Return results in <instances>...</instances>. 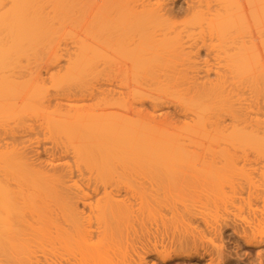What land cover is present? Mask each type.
Listing matches in <instances>:
<instances>
[{"label":"bare ground","instance_id":"bare-ground-1","mask_svg":"<svg viewBox=\"0 0 264 264\" xmlns=\"http://www.w3.org/2000/svg\"><path fill=\"white\" fill-rule=\"evenodd\" d=\"M262 17L264 0H0V264L95 259L93 223L117 236L157 212L169 233L129 263L264 264Z\"/></svg>","mask_w":264,"mask_h":264},{"label":"rangeland","instance_id":"rangeland-1","mask_svg":"<svg viewBox=\"0 0 264 264\" xmlns=\"http://www.w3.org/2000/svg\"><path fill=\"white\" fill-rule=\"evenodd\" d=\"M181 17H182V19H183V17H185V16H181ZM181 17H179V20H180ZM186 18H187V17H186ZM186 18H184V19L186 20ZM182 19H181V21H182ZM177 20H178V19H177ZM179 20H178V21H179ZM262 20H264L263 17H262ZM181 21H179V22H181ZM183 21H184V20H183ZM68 42H69V43H68ZM68 42H67V43H68L69 46H70L71 43H70V41H68ZM68 44H67V48H68V49H69V48H73V47H71L72 44H71L70 47L68 46ZM62 46H63V45H62ZM62 48H63V47H62ZM67 48H66V49H67ZM61 58H63V57H61ZM64 58H66V57L64 56ZM35 59H36V58H35ZM31 60H33V58H32ZM38 60H39V59H38ZM60 60H61V59L59 58L58 61L60 62ZM58 61L55 62L56 65L59 63ZM62 61H63V60H62ZM23 62H24V61H23ZM23 62H22V63H23ZM30 62H32V61H30ZM35 62H36V60H35ZM38 62H39V61H38ZM64 62H65V61H63V63H64ZM25 63H26V62H25ZM29 64H30V66H31V64H33V63H29ZM43 64H44V63H42L41 66H39L40 64L38 65V66H39L38 69H40L39 71L41 72V71H42V70H41V69H42V66H44V68L47 69V71L49 70V73H48V75H49L50 72H51L50 69H53V68H52V64H51V68H50V69H49V68H46L45 65H43ZM61 64H62V62H61ZM56 65L53 64V66H56ZM58 65H60V64H58ZM62 65H64V64H62ZM62 65H61L60 67H63ZM25 66H26V65H25ZM30 66H29V67H30ZM49 66H50V65H48V67H49ZM40 67H41V68H40ZM57 67H59V66H56V67H54V68H57ZM60 67H59V69H60ZM45 69H43V70L45 71ZM59 69H58V70H59ZM54 70H55V69H53L52 71H54ZM44 71H42L41 73L43 74ZM47 71H45V74H43V76H45V75L47 74ZM55 72H56V70H55ZM54 74H55V73H54ZM48 75H47V76H48ZM52 75H53V74H52ZM98 76H99V75H98ZM102 76H103V75H102ZM104 76H105V74H104ZM104 76H103V77H104ZM45 78H47V77L45 76ZM98 78H100V77H97V79H96L97 81L95 80V82H100V81H102L103 83L100 82V83H99V86H98L97 83H94V82H93V83L90 82V84H92L93 86H95V85L97 84V86L100 87L101 90L106 89V88H112V89L115 88V90H116L117 87H121V85L118 86V85H119V84H118V80L121 82V80H120L121 78H117L116 81H111V82H113V84H112V83H108V82H107V81H108V78L106 79V77H104L103 79H102V78L99 79L100 81H98ZM104 79H105V80H104ZM89 80H92V79H88V82H89ZM106 80H107V81H106ZM86 81H87V80H86ZM128 81H129V80H127V83H128ZM88 82H87V83H88ZM104 82H105V83H104ZM106 82H107V83H106ZM109 82H110V81H109ZM129 82H130V81H129ZM94 84H95V85H94ZM106 84H108V85H106ZM111 84H112V85H111ZM116 84H117V86H116ZM101 86H102L103 89L101 88ZM110 86H111V87H110ZM122 86H123V85H122ZM120 89H121V90H120ZM106 90H107V89H106ZM122 90L124 91V87H123V88H122V87L119 88V90L117 89L115 92H117V91H118V92H119V91L121 92ZM125 90H126V89H125ZM123 91H122V94H123ZM126 91H127V94H128V93H131V92H128V91H132V89H130V90L128 89V90H126ZM126 91H124V92H125V95H127V94H126ZM125 95H123V98H124V97H125V98H128L129 94L127 95V97H126ZM131 95H133V92H132V94H130V96H131ZM130 96H129V98H128L129 100H130L131 97H132V96H131V97H130ZM90 101H91V100H90ZM94 102H96V100H95V101L93 100L92 102H89V100H88L87 103H92V104H93ZM99 102H100V101H99ZM82 103H83V102H82ZM84 103H86V100L84 101ZM87 103H86V104H87ZM79 104H80V103H79ZM86 104H84V105H86ZM100 105H103V104H100ZM89 106H90V105H89ZM92 106L94 107V105H92ZM145 106H146V105H145ZM103 107H104V106H103ZM103 107H101V106H100V107H98V106L96 107V106H95L94 108L96 109V108H103ZM91 108H92V107H91ZM145 108L147 109V106H146V107L143 106V109H145ZM92 109H93V108H92ZM95 109H94V110H95ZM104 109H105V107H104ZM106 109H107V108H106ZM114 109H115V108H114ZM114 109H112V110H113V111H116V110H114ZM163 110H164V112H167V111H168L167 114H168L169 116L171 115L173 118L175 117V119H177L178 121L181 120V119H180V114H179V116H178V114L173 110L172 106H170V105H169V106H166L165 109L163 108ZM110 111H111V109H110ZM113 111H112V113H113ZM117 112H118V110H117ZM173 121H174V120H173ZM178 121L175 120V122H178ZM27 122L33 124V126H35V128H36L35 130L38 131V129H37L38 127H36L38 124H37L36 122H34V121H32V122L27 121ZM35 123H36L37 125H36ZM34 124H35V125H34ZM176 124H177V123H176ZM178 125H179V123H178ZM175 126H176V125H175ZM33 130H34V129H33ZM33 130H32V132H33ZM35 130H34V131H35ZM32 132H31V133H32ZM35 133H36V132H35ZM26 134H27V133H26ZM26 134L23 135V138L25 139V140H24V139L22 138L23 141H28V139H29V140L32 139L33 136L31 137V136H30V135H31L30 133H29V136H28V134H27V135H26ZM33 134H34V133H32V135H33ZM25 135H26V137L28 136L29 138L27 137L28 139H26ZM42 137H43V136H42ZM42 137H41V133H40V134H39V133H38V134H35V136L33 137V138H35V139H33V141H34V142L37 141V143L34 144L33 147H32V148H33L32 150H37V153H38V155H39V159H40V161H41V160L43 161V160H45L48 156H50L51 152H52L53 149H54V148H53L52 150L50 149L51 147H53V146H52V143H49V142H51V141H47V140H50V139H45V137H44V139H45V140H44ZM46 138H47V137H46ZM44 141H45V142H44ZM49 144H50V147H49ZM45 145H46V146H45ZM34 146H35V147H34ZM45 148H46V149H45ZM49 150H51V152H50ZM49 152H50V153H49ZM54 152H55V149H54ZM56 152H57V151H56ZM137 181H138V180H137ZM135 190H136V189H135ZM86 192H88V191H86ZM89 192H90V191H89ZM89 192H88V193H89ZM90 194H91V192H90ZM120 194L122 195V194H124V192H120ZM134 194H135V193L133 192V195H134ZM90 196H92V194H91ZM132 197H133V196H132ZM132 197H131V198H132ZM133 198H134V197H133ZM130 200H132V199H130ZM234 206L237 207L238 209H239V207H240V209L243 208L241 205L239 206L238 204H235ZM234 206H233V208H234ZM241 207H242V208H241ZM230 208H231V207H230ZM230 208H228V210H229ZM231 210H232V211H231ZM162 211H164V210H162ZM230 211H231V212H230ZM236 211H237L238 213H237ZM234 212H236V213H234ZM239 212H240V214H239ZM241 212H244V213H241ZM158 213H159V212H157V215H158ZM163 213H164V212H162L161 215H158V216H161V218H159L157 215H156L157 217L155 216V218H154V217L149 218V219H148V218H145L144 220L146 221V219H147V222H148V223H146L145 221H143V223H142V222L140 223L142 226L139 225V223H137V222L134 223L133 228L130 227V228L127 229V231H126V229H125L126 233H125V231L123 232V229H122V231H120V230H119V231H118V230H114V231H116L117 233L119 232V233H118L119 237H118V235L116 236V235H114V234H111V233H115V232H112L113 229H110V230H112V231H111V233H110V232L108 233V236H107V234L105 235V233H107V231L104 232V235L102 234V235L105 236V237L99 236V234H100V232H101V229H100V230H97V229H96V225H95V223H93L92 225H94L95 227H94V226H92L93 228L91 227L92 234H90V235H91V236H89L90 238H86V239H89V240L85 241V242H88V244H86V245H89V246H86V250H85V251L87 252V251L91 250V248H92V250H96L95 253H96L97 251H100V252H98V255H97V256L94 255L95 253H94V254H90V255L96 256L95 259L91 256L92 258L87 257L86 260H85V259L83 260V259L79 256V253H81V251L78 253V250H76V248L74 249V246H75V247L78 246V245H77L78 242H77V244L73 245V249H74L75 251H74V250H70L69 248H71V247H68V248L66 247L67 250H69V252L66 251V250H64V254H65V256H64V255H61V256H63V257L66 259V260L64 259L65 261H67V263L64 261L65 264H72V263H74L75 261H76L75 264H78V260H79V259L85 261V263H83V262L81 261L82 264H91V263H92V264H98V263H99V264H123L122 261H123L126 257H129V254L131 255L132 250L135 248L136 251H137L138 248L142 247V246H141L142 243L144 244V242L147 241V238H148V240H150V236H151V238H152V236L155 237V235H156V236H158V235H162V234H165V232H166V233H169V228H168L167 223H166L165 225H164V224H161V223H163V222H161V219H163V218H162V216H163L162 214H163ZM220 213H221L220 215L222 216V212H220ZM223 213H225L223 216H224V219L226 218L225 220H226L227 222L230 221L232 217H235V218H234L235 220H234L233 218H232V220L236 221V224H238L239 226H242V225H243L242 227L247 226V223H248V217H247V219H245V217L247 216V214H246L247 212H246L244 209L238 211V210H236V208H234V211H233V209L231 208L229 211H225V212H223ZM226 213H228V214H226ZM231 213H232V214H231ZM159 214H160V213H159ZM210 214H212V213L210 212ZM229 214H231V215H229ZM241 214H242V215H241ZM208 215H209V214H208ZM208 215H207V216H208ZM227 215H228L229 218L227 217ZM236 215H237V216H236ZM240 215L242 216V218H241ZM245 215H246V216H245ZM147 216L149 217L150 215H147ZM147 216H146V217H147ZM151 216H154V215H151ZM207 216H205L206 219L209 218V217H207ZM210 217H211V215H210ZM213 217H214V216H213ZM239 217H240V218H239ZM157 218H159V220H158ZM236 218H238V219H236ZM211 219H212V218H211ZM207 220H208V219H207ZM209 220H210V219H209ZM232 220H231V221H232ZM243 220H244V221H243ZM246 220H247V222H245ZM149 221H151V222H149ZM159 221H160V222H159ZM231 221H230V222H231ZM154 222L156 223V225L154 224ZM244 222H245V223H244ZM145 223H146V224H145ZM164 223H165V222H164ZM242 223H244V224H242ZM147 224H148V225H147ZM152 224H154V225H152ZM245 224H246V225H245ZM138 225H139V226H138ZM149 225H151V226H149ZM163 225H164V226H163ZM200 225H201V224H200ZM200 225H199V226H200ZM202 225H203V224H202ZM244 225H245V226H244ZM135 227H136V228H135ZM137 227H139V228H137ZM145 227H146V228H145ZM155 227H157V228H155ZM144 228H145V229H144ZM161 228H162V230H161ZM199 228H201V230H204V229H203V226H200ZM92 229H93V230H92ZM130 229H132V230L134 229L133 231H135V232H131ZM148 229H149V230H148ZM154 229H155V231H154ZM145 230H147V231H145ZM167 230H168V232H167ZM94 231H95L96 233H95ZM97 231H100L99 234H97V233H98ZM108 231H109V230H108ZM129 231H130V232H129ZM161 231H162V232H161ZM93 232H94V234H93ZM121 232L123 233V236L121 235V234H122ZM229 232H230V231H226V232H225V235H226V236H227V235L229 236V234L231 233V232H230V233H229ZM101 233H102V232H101ZM120 233H121V234H120ZM110 234H111V235H110ZM115 234H116V233H115ZM153 234H155V235H153ZM95 235H98L99 237H98V236H95ZM100 235H101V234H100ZM124 235H125V236H124ZM146 235H147V236H146ZM225 235H224L225 240H227L228 236H227V238H226ZM106 236H107V237H106ZM126 236H127V237H126ZM97 237H98V238H97ZM108 237H110V241L108 240ZM116 237H118L119 239L116 238ZM121 237H125V238L123 239V238H121ZM114 238H115L116 240H118V241H115ZM100 239H101L102 241H101ZM103 239H104V240H103ZM106 239H107V240H106ZM121 239H122V240H121ZM126 239H127V240H126ZM228 239H229V238H228ZM119 240H120V241H119ZM145 240H146V241H145ZM80 241H81V240H80ZM90 241H91V242H90ZM124 241H126V242H125V243H127L126 245H125ZM149 242H150V241H149ZM231 242H232V241H231ZM214 243H215V241H214ZM80 244H81V242H80ZM82 244H83V243H82ZM82 244H81V248L83 247ZM96 244H98V245H96ZM71 245H72V244H71ZM123 245L125 246V248L127 247L126 250H125V248L123 247ZM129 245H130V247H129ZM68 246H70V245H68ZM79 246H80V245H79ZM120 246H121V247H120ZM48 247H49V246H48ZM48 247H46V248H48ZM54 247H56V246H54ZM84 247H85V245H84ZM87 247H89V248L91 247V248L89 249V248H87ZM98 247H99L100 249H99ZM119 247H120V248H119ZM122 247H123V248H122ZM128 247H129V248H128ZM64 248H65V247H63V248H59V247L57 246L58 251H59V249L62 250V249H64ZM66 248H65V249H66ZM78 248H79V247H77V249H78ZM71 249H72V248H71ZM84 249H85V248H84ZM87 249H89V250H87ZM101 249H102V251H101ZM118 249H122V250H118ZM46 250H47V253H49V251H52L51 248H50V249H45V251H46ZM48 250H49V251H48ZM61 250H60V252H61ZM82 250H83V248H82ZM92 250H91V251H92ZM114 250H116V251H114ZM123 250H124V251H123ZM138 250H139V249H138ZM62 251H63V250H62ZM73 251H74V252H73ZM83 251H84V250H83ZM83 251H82V253L85 252V251H84V252H83ZM103 251H104V252H103ZM110 251H111V252H110ZM119 251H120V252H119ZM129 251H131V252H129ZM139 251H140V250H139ZM244 251L248 252L249 250H248V249H244ZM25 252H26V251L24 250L23 253H25ZM52 252H54V249H53ZM60 252H59V253H60ZM89 252H90V251H89ZM89 252H87L88 255H89ZM101 252H102V254H101ZM108 252H110V253H108ZM117 252H119V253H121V254L124 253V254H122V255L119 254V256H118V253H117ZM47 253H46V254H47ZM61 253H63V252H61ZM61 253H60V254H61ZM71 253H72V255H71ZM87 253H85V255H87ZM91 253H93V251H92ZM104 253H105V254H104ZM112 253H113V254H112ZM125 253H126V255H127L128 253H129V254H128V256H125V258H124ZM50 254H51V253H49V256H50ZM52 254H53V256H54V253H52ZM56 254L59 255L58 252H57ZM103 254H104L106 257H104ZM111 254H112V257H110ZM115 254H116L118 257H117ZM135 254H136V253H135ZM22 255H24V254H22ZM57 255H55V256L57 257ZM85 255H82V254H81V256L86 257ZM88 255H87V256H88ZM90 255H89V256H90ZM102 255H103V256H102ZM24 256H25V255H24ZM24 256H23V257H24ZM39 256H41V255H39ZM46 256H47V255H46ZM49 256H48V257H49ZM51 256H52V255H51ZM51 256L49 257L48 260L46 259V258H48V257H45L46 261L44 260L43 263H46L47 261H48V263H49V260L51 259L52 261H55V264H58V263H56V262H59V261H57V259H58V258H59L58 260L63 259V257L60 258V256H58L57 259L55 258V256L52 257V258H51ZM78 256H79V257H78ZM99 256H100V258H99ZM101 256H102V258H101ZM113 256H115V257H113ZM120 256H123L122 261H121V258H122V257H120ZM133 256H134V254L131 255V257H133ZM84 257H83V258H84ZM103 257H104V259L106 258L105 261H104ZM108 257H109V258H108ZM131 257H129V258L131 259ZM53 258H54V259H53ZM78 258H79V259H78ZM96 258H97V259H96ZM111 258H112L113 260H112ZM117 258H118V259H117ZM55 259H56V260H55ZM67 259H68L70 262H71L72 259H74V261L72 260V262L70 263ZM77 259H78V260H77ZM87 259H89V260L87 261ZM90 259H91V260H90ZM101 259H102V260H101ZM110 259H111L112 261H111ZM130 259H125V260H124V263H129L128 260H130ZM51 260H50V261H51ZM80 260H79V261H80ZM94 260H95V261L97 260L96 263H95ZM118 260H119L120 263L118 262ZM42 261H43V259H42ZM52 261L50 262V264L52 263ZM86 261H87V262H86ZM102 261H103V263H101ZM106 261H108V262H106ZM110 261H111V262H110ZM113 261H114L115 263H113ZM125 261H126V262H125ZM60 262H61V261H60ZM60 262H59V264L64 263V262H61V263H60ZM117 262H118V263H117ZM48 263H46V264H48ZM52 264H54V262H53ZM129 264H131V263H129ZM241 264H242V263H241ZM243 264H244V263H243Z\"/></svg>","mask_w":264,"mask_h":264}]
</instances>
